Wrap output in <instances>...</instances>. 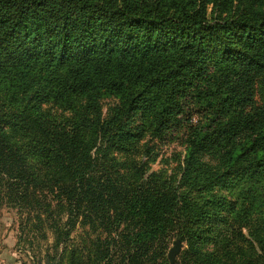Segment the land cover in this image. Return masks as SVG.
<instances>
[{"label": "trees", "instance_id": "obj_1", "mask_svg": "<svg viewBox=\"0 0 264 264\" xmlns=\"http://www.w3.org/2000/svg\"><path fill=\"white\" fill-rule=\"evenodd\" d=\"M259 92L264 0H0V210L90 264H264Z\"/></svg>", "mask_w": 264, "mask_h": 264}, {"label": "rangeland", "instance_id": "obj_2", "mask_svg": "<svg viewBox=\"0 0 264 264\" xmlns=\"http://www.w3.org/2000/svg\"><path fill=\"white\" fill-rule=\"evenodd\" d=\"M210 7L208 8V11ZM262 89V88H261ZM257 100L264 105L263 92L257 94ZM114 102L109 96L100 98V105L105 112L108 106ZM153 144V142H151ZM180 149L178 142L169 143L160 146V153L164 157H170ZM115 156L123 161V166L131 167L136 160L134 153L116 152ZM148 171L163 169L170 173L176 170L177 162L169 160H160V157L147 162ZM232 194L237 197L236 191ZM25 215H20L18 209L5 203L0 210V264H45L49 260L62 259L60 264H66V256L71 250H75L81 264H90L87 256L91 251V240L95 238L96 232L80 223L76 222L75 227L71 228L68 237L61 240L59 244L54 245V235L45 227V224L34 226L33 222L25 221ZM177 240L170 241L168 250ZM181 247H184L183 244ZM168 253V252H167ZM178 253L175 256L177 257ZM76 264V263H75Z\"/></svg>", "mask_w": 264, "mask_h": 264}, {"label": "water", "instance_id": "obj_3", "mask_svg": "<svg viewBox=\"0 0 264 264\" xmlns=\"http://www.w3.org/2000/svg\"><path fill=\"white\" fill-rule=\"evenodd\" d=\"M180 249H181L180 243L175 241L173 246L168 250V253H167L169 264L174 263L175 256L180 251Z\"/></svg>", "mask_w": 264, "mask_h": 264}]
</instances>
